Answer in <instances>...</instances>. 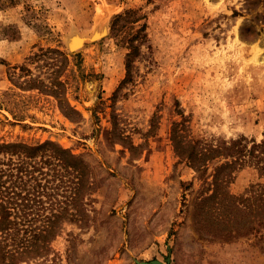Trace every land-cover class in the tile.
Here are the masks:
<instances>
[{
  "label": "rangeland",
  "instance_id": "374dc122",
  "mask_svg": "<svg viewBox=\"0 0 264 264\" xmlns=\"http://www.w3.org/2000/svg\"><path fill=\"white\" fill-rule=\"evenodd\" d=\"M263 132L264 0H0V143L83 168L49 191L48 251L18 264H264V176L186 159ZM27 220L31 239L45 219Z\"/></svg>",
  "mask_w": 264,
  "mask_h": 264
},
{
  "label": "trees",
  "instance_id": "16d2710c",
  "mask_svg": "<svg viewBox=\"0 0 264 264\" xmlns=\"http://www.w3.org/2000/svg\"><path fill=\"white\" fill-rule=\"evenodd\" d=\"M25 85L28 89L32 87L29 81ZM41 85L42 82L37 80L34 88H40ZM50 92L53 93L51 88ZM64 114L67 117L78 115L76 110L70 107ZM194 146H191L186 159L196 171H200L197 162H204L206 160L204 157L209 152H216L224 159H229L215 168L214 179L227 170L229 174L224 175V178L230 179V170L234 169V164L241 166L245 162H251L259 174L264 176V132L261 142L253 143L250 148L238 140L228 145L224 143L216 149L211 147L199 149L198 152ZM246 157L248 160H245ZM64 170L79 175L83 170L82 163L68 150L53 142L38 145L0 143V264H18L24 255L32 253L40 255L48 251L47 242L54 228V222L50 218L57 215L51 212L48 217L41 213L53 209L56 201L53 202L55 198L51 197L49 191L54 192L59 183H62L60 172ZM76 180L74 184L77 191L80 184L77 177ZM44 199L50 201L47 206ZM255 200L261 203L264 202V197L257 196ZM32 208L37 218L45 220L29 232L32 236L28 239V230L24 227L29 223L27 218L31 215Z\"/></svg>",
  "mask_w": 264,
  "mask_h": 264
},
{
  "label": "water",
  "instance_id": "95a60500",
  "mask_svg": "<svg viewBox=\"0 0 264 264\" xmlns=\"http://www.w3.org/2000/svg\"><path fill=\"white\" fill-rule=\"evenodd\" d=\"M99 34H97V33H95V34H92L91 36H89V37H87V38H82L81 37V39H83V40H85V39H88V40H92V39H94V38H96L97 36H98ZM79 40V39H78ZM68 51H71V52H73V51H75L77 48H75V46L72 44V41L68 44ZM168 262H169V259H166L165 260V263H162V262H159V261H156V260H154V261H151L149 264H168ZM138 264H147V263H138Z\"/></svg>",
  "mask_w": 264,
  "mask_h": 264
},
{
  "label": "bare ground",
  "instance_id": "6f19581e",
  "mask_svg": "<svg viewBox=\"0 0 264 264\" xmlns=\"http://www.w3.org/2000/svg\"><path fill=\"white\" fill-rule=\"evenodd\" d=\"M102 35H103V34H102ZM74 41H75L74 43H75L76 45L79 43V42H78V38H75ZM72 42H73V41H72ZM82 43H83V41H82ZM79 47H80V46H79Z\"/></svg>",
  "mask_w": 264,
  "mask_h": 264
}]
</instances>
